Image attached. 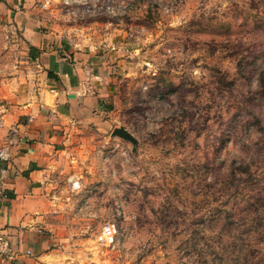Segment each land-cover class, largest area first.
Segmentation results:
<instances>
[{"label":"rangeland","instance_id":"rangeland-1","mask_svg":"<svg viewBox=\"0 0 264 264\" xmlns=\"http://www.w3.org/2000/svg\"><path fill=\"white\" fill-rule=\"evenodd\" d=\"M35 4L109 79L102 122L55 144L41 188L64 264H264V0ZM24 45L0 18V89H24Z\"/></svg>","mask_w":264,"mask_h":264},{"label":"crops","instance_id":"crops-1","mask_svg":"<svg viewBox=\"0 0 264 264\" xmlns=\"http://www.w3.org/2000/svg\"><path fill=\"white\" fill-rule=\"evenodd\" d=\"M35 2L0 0V18L27 43L30 69L23 90L11 92L5 83L0 89V145L9 142L12 155L0 162V234L15 252L0 257V264H64L43 225L48 206L43 180L55 144L101 123L109 101V79L96 47L58 43L40 29Z\"/></svg>","mask_w":264,"mask_h":264},{"label":"built area","instance_id":"built-area-1","mask_svg":"<svg viewBox=\"0 0 264 264\" xmlns=\"http://www.w3.org/2000/svg\"><path fill=\"white\" fill-rule=\"evenodd\" d=\"M10 143L0 145V162L6 163L11 160ZM116 228L109 222L103 223L97 234V240L105 245H111L115 242ZM15 255L10 242L4 234H0V257L11 258Z\"/></svg>","mask_w":264,"mask_h":264},{"label":"water","instance_id":"water-1","mask_svg":"<svg viewBox=\"0 0 264 264\" xmlns=\"http://www.w3.org/2000/svg\"><path fill=\"white\" fill-rule=\"evenodd\" d=\"M112 135L118 136L120 138H123L125 140H129V141L133 140L132 135L126 129H124L122 127L113 129Z\"/></svg>","mask_w":264,"mask_h":264}]
</instances>
